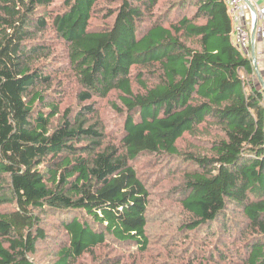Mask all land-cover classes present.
<instances>
[{
	"label": "trees",
	"instance_id": "1",
	"mask_svg": "<svg viewBox=\"0 0 264 264\" xmlns=\"http://www.w3.org/2000/svg\"><path fill=\"white\" fill-rule=\"evenodd\" d=\"M111 1L94 26L99 0H0V192L14 203L0 213V264H36L49 217L68 236L53 264H84L109 240L147 252L151 195L135 167L145 155L195 165L180 188L189 216L182 229L235 210L250 234L238 258L222 254L224 264H264V94L252 57L232 40L226 0H167L163 12L161 0ZM50 32L66 48L80 102L119 93L117 142L92 122L91 104L76 116L66 109L52 128L60 110L43 90H62L48 74L57 70ZM186 135L203 147L182 153Z\"/></svg>",
	"mask_w": 264,
	"mask_h": 264
},
{
	"label": "rangeland",
	"instance_id": "2",
	"mask_svg": "<svg viewBox=\"0 0 264 264\" xmlns=\"http://www.w3.org/2000/svg\"><path fill=\"white\" fill-rule=\"evenodd\" d=\"M114 5V1L99 0L97 5L99 11L91 21L92 25L104 24V15L108 13V7ZM193 7L173 12L170 14V19L189 14ZM166 9L171 7H167V0H161L157 12H163ZM47 40L50 41L48 45L52 49L51 60L57 69L48 71V74L55 76L54 86L61 87L62 90V92L53 91L52 87H46L43 90L48 96L47 101L58 103L60 110L53 119L52 128L54 129L61 121L66 109H72L76 116L85 105L91 104L95 110V114L90 115L92 122H97L104 129L106 142H117L124 123L123 115L115 107V105L121 107L119 93L112 92L106 98L96 97L91 101L80 102L78 94L82 90L76 76L70 70L66 48L57 41L53 32L49 33ZM253 65L255 66V61ZM144 78L148 83H153L155 80L151 75ZM134 87L138 88L136 82ZM60 94L62 96L57 97ZM202 147L199 140L189 135L179 140V149L182 153ZM135 167L140 177L147 183L151 195L147 213V233L150 240L148 251L138 253L128 248L120 249L116 243L109 240L106 245L95 249L94 256L85 254L82 263L99 264L106 257L121 256L122 264H224L228 261L222 256L224 252H228L232 259L238 258L242 251L240 242L247 239L250 232L246 229L244 230L246 233L241 231L239 222L244 220V216L237 211H229L226 219L205 224L196 231L182 229L189 216L182 206L183 191L180 188L184 184L186 173L196 169L194 164L186 163L182 155L179 158L145 155L135 162ZM0 198V213L13 209L14 203H2L1 200L4 197H1V192ZM8 198H11L10 195ZM229 218H236V221H229ZM48 220H51L45 229L49 234L48 238L39 244L37 254L33 256L36 264H53L60 246L68 244V236L61 228L58 218L49 217Z\"/></svg>",
	"mask_w": 264,
	"mask_h": 264
},
{
	"label": "built area",
	"instance_id": "3",
	"mask_svg": "<svg viewBox=\"0 0 264 264\" xmlns=\"http://www.w3.org/2000/svg\"><path fill=\"white\" fill-rule=\"evenodd\" d=\"M251 3L256 12H253L250 4L244 0H226L228 12L233 21V42L241 51L245 50L246 53H249V48L252 45L249 28L254 27L256 22H262L264 25V6L257 7L253 2ZM262 73L264 79V65Z\"/></svg>",
	"mask_w": 264,
	"mask_h": 264
},
{
	"label": "crops",
	"instance_id": "4",
	"mask_svg": "<svg viewBox=\"0 0 264 264\" xmlns=\"http://www.w3.org/2000/svg\"><path fill=\"white\" fill-rule=\"evenodd\" d=\"M251 2H253L254 5H256L257 7H262L264 6V0H251ZM249 20V19H248ZM254 27L249 28L250 34L252 36V31H253ZM264 25L262 22H257V26H256V43L255 46L253 48V46L251 45L249 48V53H246L245 50H242L244 53H246L247 56L252 57L253 61H256V64L259 68V72L262 73V68L264 65ZM233 37V34H232ZM233 40V38H232ZM263 78V75H262ZM252 81L255 84V86L257 87V89H259L260 91L263 92L264 94V86L262 85V82L260 81V79L257 76V73H255V75L252 77Z\"/></svg>",
	"mask_w": 264,
	"mask_h": 264
},
{
	"label": "water",
	"instance_id": "5",
	"mask_svg": "<svg viewBox=\"0 0 264 264\" xmlns=\"http://www.w3.org/2000/svg\"><path fill=\"white\" fill-rule=\"evenodd\" d=\"M245 2H247V3H249L250 4V8H251V10L253 11V12H256L255 10V7L252 5V3H251V0H244ZM256 26H257V22L255 23V25H254V28H253V31H252V36H251V39H252V46H253V48H254V46H255V43H256ZM255 71H256V73H257V76H258V78L260 79V81L262 82V85L264 86V80H263V78H262V75H261V73L259 72V68H258V66H257V64H256V61H255Z\"/></svg>",
	"mask_w": 264,
	"mask_h": 264
},
{
	"label": "bare ground",
	"instance_id": "6",
	"mask_svg": "<svg viewBox=\"0 0 264 264\" xmlns=\"http://www.w3.org/2000/svg\"><path fill=\"white\" fill-rule=\"evenodd\" d=\"M264 80V79H263Z\"/></svg>",
	"mask_w": 264,
	"mask_h": 264
}]
</instances>
